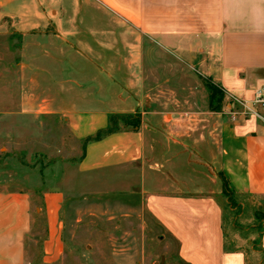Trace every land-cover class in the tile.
Returning a JSON list of instances; mask_svg holds the SVG:
<instances>
[{"label": "crops", "instance_id": "crops-1", "mask_svg": "<svg viewBox=\"0 0 264 264\" xmlns=\"http://www.w3.org/2000/svg\"><path fill=\"white\" fill-rule=\"evenodd\" d=\"M5 19L21 34L55 40V54L76 46L88 62L83 73H109L126 94L110 92L119 109L72 114L79 140L107 127L111 115L141 119L139 128L88 145L80 167L129 169L142 183L147 171L159 169L152 164L156 152L167 154L175 147L165 163L171 167L177 158L185 163L178 168L198 166L202 170H194L196 175L210 186L207 192L187 194L179 172L161 173L157 192L140 189L147 210L177 242L185 264H248L245 252L227 243L225 213L216 194L225 195L223 174L241 209L257 199L264 212V109L252 106L256 91L264 89V0H0V24ZM204 80L224 92L220 112L211 111ZM171 81L174 89L167 98ZM63 98L59 102L65 103ZM92 98L79 102L106 100ZM130 98L135 107L127 104ZM64 200L63 192L44 194L41 264L65 258ZM34 219L31 193L0 189V264H27ZM252 253L258 256L256 264H264V222Z\"/></svg>", "mask_w": 264, "mask_h": 264}, {"label": "rangeland", "instance_id": "rangeland-1", "mask_svg": "<svg viewBox=\"0 0 264 264\" xmlns=\"http://www.w3.org/2000/svg\"><path fill=\"white\" fill-rule=\"evenodd\" d=\"M95 14L104 15L97 10ZM31 33L17 32L10 19L0 24V189L26 190L33 197L35 219L32 241L29 239L32 254L27 264L42 263L47 226L43 198L54 191L65 194L60 213L64 222L65 258L58 264H185L178 257L177 242L147 210L142 192H157L160 187L156 178L166 172L180 173L186 185L184 193L197 189L207 192L209 181L194 171L202 169L195 165L178 168L184 161L177 158L172 160L173 166H168L164 160L167 154H175L176 148L172 146L170 153L156 152L152 164L159 169L147 171L142 183L127 168H81L84 140L110 127L112 116L118 118L115 126L118 132L139 128L141 119L138 127L127 126L121 118L137 116L111 115L107 127L79 140L73 133L72 114L119 109L118 102L110 101V92L116 89L123 97L126 94L121 87H115L109 73L96 69L83 73L81 69H88V62L74 49L76 46L66 47L64 55L55 54L52 49L55 40ZM62 67L67 70L61 71ZM112 76L121 82L116 74ZM169 84L167 98L168 90L174 89L173 81ZM88 95H93L92 100H106L79 102ZM62 97L65 103L59 102ZM127 104L136 106L133 98ZM216 185L220 186V182ZM216 196L225 213L229 247L245 252L248 264L258 263V256L252 253L258 250L264 222L258 200L246 201V208L241 209L234 196L232 201L224 194ZM256 213L261 215L258 219Z\"/></svg>", "mask_w": 264, "mask_h": 264}, {"label": "trees", "instance_id": "trees-1", "mask_svg": "<svg viewBox=\"0 0 264 264\" xmlns=\"http://www.w3.org/2000/svg\"><path fill=\"white\" fill-rule=\"evenodd\" d=\"M204 84H205V87L209 93V107H210L211 111L220 112L222 107H223V101L225 98L224 92L221 89H219L217 86L212 84L210 81L204 80ZM117 119H118L117 117L112 116L110 118V124H111L110 127H108L105 130H101V131L97 132V134L94 136H90V137L86 138L84 140V143H83L84 151H85L87 145H89L91 143L99 142L102 139H104L105 137L117 133L118 131L116 130V127H115L116 123H117L116 122ZM121 119L124 120V122L127 126L134 125V126L138 127L139 122H140L139 121L140 118H138V117H132V118H127V117L123 118L122 117ZM220 179H221L222 184H223L225 195L227 196V198H229V200H231L232 190H231L229 181L227 180V178L223 174H220Z\"/></svg>", "mask_w": 264, "mask_h": 264}, {"label": "built area", "instance_id": "built-area-1", "mask_svg": "<svg viewBox=\"0 0 264 264\" xmlns=\"http://www.w3.org/2000/svg\"><path fill=\"white\" fill-rule=\"evenodd\" d=\"M252 106H253V110L256 107H261L264 109V89H259L256 91L254 100L252 102ZM253 113L256 116L260 117V115L257 112L253 111Z\"/></svg>", "mask_w": 264, "mask_h": 264}]
</instances>
